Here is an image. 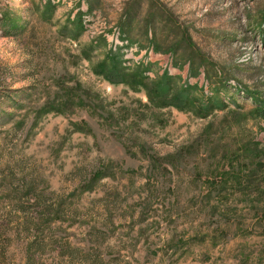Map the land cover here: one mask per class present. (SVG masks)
<instances>
[{
    "label": "rangeland",
    "instance_id": "obj_1",
    "mask_svg": "<svg viewBox=\"0 0 264 264\" xmlns=\"http://www.w3.org/2000/svg\"><path fill=\"white\" fill-rule=\"evenodd\" d=\"M256 99L264 0H0V263L264 264Z\"/></svg>",
    "mask_w": 264,
    "mask_h": 264
},
{
    "label": "trees",
    "instance_id": "obj_2",
    "mask_svg": "<svg viewBox=\"0 0 264 264\" xmlns=\"http://www.w3.org/2000/svg\"><path fill=\"white\" fill-rule=\"evenodd\" d=\"M161 83V82H160ZM159 83V84H160ZM161 92V94H164V92L165 91H160ZM224 104L225 105V102L224 101H220L219 102V104H217V105H220V104ZM255 103H256V109H255V113H256V115H259V116H261L262 118H264V102H261L260 100H255ZM26 221V220H25ZM26 223L28 224V222L26 221ZM35 241L33 240V241H29L28 243H27V249H29V250H32L33 248H34V246H35ZM0 258H1V256H0ZM3 258V257H2ZM0 262H2L1 261V259H0ZM4 263V262H3ZM1 264V263H0Z\"/></svg>",
    "mask_w": 264,
    "mask_h": 264
}]
</instances>
